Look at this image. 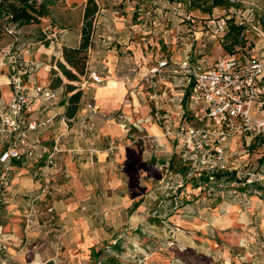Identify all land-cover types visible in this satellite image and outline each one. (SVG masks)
I'll list each match as a JSON object with an SVG mask.
<instances>
[{
    "label": "rangeland",
    "instance_id": "374dc122",
    "mask_svg": "<svg viewBox=\"0 0 264 264\" xmlns=\"http://www.w3.org/2000/svg\"><path fill=\"white\" fill-rule=\"evenodd\" d=\"M84 1L59 0L49 17L40 24L25 27L80 26ZM228 1L230 6L214 7L210 13L202 7L192 8L188 0H96V3L108 15L107 27L134 24L133 27L141 28L144 38L139 42L144 44L143 57L135 67L149 70L157 59L172 63L187 60L202 68L209 67L227 55L223 47L229 41L225 32L230 20L235 24L243 20L247 41L255 43L251 27L264 23V0ZM125 13L129 15L124 16ZM232 14L238 17L233 18ZM222 18L225 26L220 25ZM31 34L36 32L9 25L7 34L0 40V51L26 43ZM237 50V55L240 51L251 54L250 49L239 51L237 47ZM162 81H166L164 87L146 96L145 102L151 104L152 99H160L161 102L152 105L153 113L166 126L163 135L183 145L174 120L191 126L206 122L192 117L185 119L186 113L179 118L176 97L179 89L173 84L169 87L167 77ZM89 83H94L89 72L80 76L77 83L82 88L80 104L85 103L89 111L77 122L87 120L89 115L123 120L122 112L100 113L90 99L84 100ZM152 84L143 77L137 93L142 86ZM0 87L2 103L7 87L4 83ZM60 89L65 95L64 87ZM222 146L227 156L228 168L224 171L225 177H229L227 181L205 183L189 172L182 180V175L175 176L163 165L156 168V176L147 172L146 200L144 208L140 207L137 213L138 223L111 224L109 219L116 213L115 207L98 201L102 194L98 186L79 191L75 197L70 184L72 174L66 171L60 178L55 172L56 159L50 168L34 165L33 171L27 172L33 182L28 189L14 186L8 178V185L0 191V264H264V178L258 180L256 175L264 163V140L247 133L228 138ZM107 149L119 153L122 146L109 140ZM233 167L237 168L236 178H232L234 174L231 176ZM46 171L47 177L43 174ZM246 172L251 175L244 176ZM247 177L255 180L252 186L239 183ZM61 200L66 205L64 209L56 206ZM74 202L76 205L70 207ZM115 229H119L115 231L119 237L91 236L100 232L110 234ZM92 245L99 251L97 258L90 254Z\"/></svg>",
    "mask_w": 264,
    "mask_h": 264
},
{
    "label": "crops",
    "instance_id": "0c3cea01",
    "mask_svg": "<svg viewBox=\"0 0 264 264\" xmlns=\"http://www.w3.org/2000/svg\"><path fill=\"white\" fill-rule=\"evenodd\" d=\"M123 4L122 7L125 6ZM104 10L98 8L99 15L93 24L87 60V71L96 72L102 82L89 83L83 97L84 100L90 99L100 113L120 111L124 114V119H105L89 115L87 120L77 122L76 119L89 112L82 102L76 118L67 126L56 117L45 125L29 130L27 135L34 151L33 155L10 159L7 177L18 188L31 187L33 182L29 180L30 174L27 176V172L33 171L34 165L40 168L43 166L45 151L52 147L55 139H58L62 150L57 153L55 172L60 178L66 171L72 174L70 184L76 192L74 196L77 197L79 191L85 192L92 186H96L97 189L98 186L102 192L98 201L103 202L105 206L115 207L116 213L109 219L111 224L119 225L125 221L138 223L140 217L137 213L140 207L144 208L146 200L144 191L147 185L145 180L147 172L158 175L156 168L163 165L175 176H180L170 166L172 161L175 164L179 159H183L186 151L184 145H179L178 142L175 144V141L163 135L166 126L155 116L152 105L154 103L156 105L160 99L159 101L157 98L152 99L154 103L149 104L145 102L146 96L158 92L159 87L163 88L166 81H160L167 77L169 87L173 84L179 89L176 97L180 112L186 111L189 104L186 100L184 103L181 96L180 76L173 75L170 69L157 74L152 85L142 86L141 91L137 93L138 86L148 71L146 67L139 69L135 67V63L140 64V57H143L144 44L139 42L144 38L141 36L143 32L138 25L133 27L134 24L126 27H121L122 25L107 27L108 15L103 13ZM37 28L38 31L43 30L44 34H37ZM26 30L36 32L37 35L31 34L26 43L15 46L19 64L23 68L22 77L28 84L49 86L51 77L56 73L60 74L57 63L62 58L60 48L46 37V32L57 30L60 45L74 47L79 42L80 26L70 27L69 24H62L56 27H26ZM29 61H34V65L29 66ZM1 72L0 84L4 83L7 89L0 106L11 94L7 67L0 65ZM56 88L58 91L52 100L54 106L49 108L48 105L35 101L31 104V110L25 113L26 120L46 121L55 112L63 114L66 96L61 94L62 86ZM125 97L128 98L124 100ZM174 121L177 127L181 124L179 119ZM109 140H115L122 146L119 153L107 149ZM93 181L95 183H92ZM1 188L0 191L3 189ZM75 205L74 202L70 207ZM56 206L66 208L62 200L58 201ZM115 231L118 232L119 229L113 230L110 234L103 235L100 232L91 236H95L94 239L119 237L120 234ZM89 249L90 254L97 258L99 251L95 246L92 245Z\"/></svg>",
    "mask_w": 264,
    "mask_h": 264
},
{
    "label": "built area",
    "instance_id": "2783aa9c",
    "mask_svg": "<svg viewBox=\"0 0 264 264\" xmlns=\"http://www.w3.org/2000/svg\"><path fill=\"white\" fill-rule=\"evenodd\" d=\"M231 17L236 18L238 15L232 14ZM242 21H238L237 25H242ZM221 22L220 25L225 26L224 18ZM251 29L256 41L249 56L243 52L240 55L227 54L205 68L187 60L172 63L168 59H157L144 76L150 83L165 69L180 76L182 99L187 93V113L193 119L206 122L201 126L181 123L177 127V135L186 148L184 159L191 163L189 174L194 173L200 177L203 172L227 170V156L222 142L232 136L249 133L261 136L264 140V23L252 25ZM46 37L57 48L61 47L57 30H48ZM0 65L7 67L11 86L8 100L0 106V187H5L8 185L9 160L33 155L27 132L56 117L66 126L70 121L64 114L57 112L46 121L26 120L25 113L31 110L33 102L51 107L56 93L47 85L28 84L24 81L23 68L19 64L15 47L8 46L1 52ZM28 65L33 66L34 61H29ZM89 77L95 83L102 82L94 71L89 73ZM87 106L92 113H96L91 104ZM184 112L178 113L180 118ZM61 150L58 139H55L52 147L44 153V166L50 168ZM235 170L237 168L233 167L232 172ZM43 174L47 177L49 172ZM249 175L250 172L244 173V176ZM256 175L258 180L264 178V163ZM210 179L212 182L211 176ZM239 183L246 186L255 183V180L247 177Z\"/></svg>",
    "mask_w": 264,
    "mask_h": 264
},
{
    "label": "trees",
    "instance_id": "16d2710c",
    "mask_svg": "<svg viewBox=\"0 0 264 264\" xmlns=\"http://www.w3.org/2000/svg\"><path fill=\"white\" fill-rule=\"evenodd\" d=\"M59 0H0V40L7 34V29L9 25L15 26V28L21 29L26 28L25 26L40 24L43 18L49 17L51 14V8ZM171 2H179L181 0H169ZM189 5L192 8L202 7L203 3L209 2L208 0H188ZM201 2V3H200ZM231 3L228 0H210L202 10L210 13L212 8L219 6H230ZM98 11V5L96 0H85L82 20L80 24V36L79 42L76 46H64L61 45V58L57 63L58 70L60 74L53 75L50 79L49 86L51 88H56L58 86L64 87V92L66 96L65 106L63 114L71 122L76 118L79 108L80 101L82 97V88L80 87V76L85 75L87 71V59H88V48L91 42L93 23L95 15ZM246 27L243 25H237L233 23L232 20L228 22L227 30L225 35L229 38L228 44H224V50L227 54L236 53L237 47L240 50H251L253 47V41L248 42L245 37ZM39 32L44 34V31L39 29ZM235 47V48H234ZM246 48V49H245ZM2 51V50H1ZM0 51V52H1ZM247 51V52H248ZM243 52V51H240ZM245 53V52H244ZM63 79L66 80L64 83ZM187 93L184 97V103L186 100ZM0 97H1V87H0ZM186 118L190 116L185 111ZM251 145V144H250ZM190 160L179 159L174 164L171 162V168L175 173H179L184 179L189 170ZM235 177V172L231 173ZM210 176L212 177V182L219 183L221 181H227L229 177L224 171L218 172H203L200 177H197L201 182L209 183ZM230 176V177H231ZM253 184H251L252 186ZM197 186V185H195ZM264 188V187H262Z\"/></svg>",
    "mask_w": 264,
    "mask_h": 264
}]
</instances>
